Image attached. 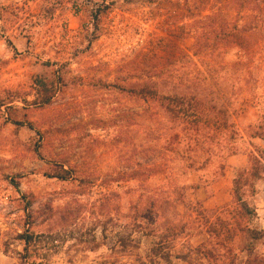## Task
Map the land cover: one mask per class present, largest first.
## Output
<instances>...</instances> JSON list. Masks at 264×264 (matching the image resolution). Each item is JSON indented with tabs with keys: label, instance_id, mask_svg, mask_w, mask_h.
I'll return each instance as SVG.
<instances>
[{
	"label": "rangeland",
	"instance_id": "obj_1",
	"mask_svg": "<svg viewBox=\"0 0 264 264\" xmlns=\"http://www.w3.org/2000/svg\"><path fill=\"white\" fill-rule=\"evenodd\" d=\"M158 1L0 0V264H150L149 249L168 226L170 264H189L179 258H202L194 249L208 241L206 219L236 207L242 170L226 171L228 161L255 154L249 142L264 153V85L255 82L264 75V42L245 68L232 49L219 63L231 78L221 83L237 128L260 138L185 169L181 141L167 144L154 111L130 93L142 81L178 79V48L192 55L193 41L170 35L173 13ZM191 59L187 71L215 87L210 58ZM63 171L70 179L56 178ZM259 182L244 197L257 216L244 221L263 230L264 209L252 203ZM164 198L170 205L157 202ZM244 243L238 236L228 246Z\"/></svg>",
	"mask_w": 264,
	"mask_h": 264
},
{
	"label": "trees",
	"instance_id": "obj_2",
	"mask_svg": "<svg viewBox=\"0 0 264 264\" xmlns=\"http://www.w3.org/2000/svg\"><path fill=\"white\" fill-rule=\"evenodd\" d=\"M158 6H162L164 13H173L169 17L173 18L176 28L169 29L170 35L178 39L190 38L193 41L192 55L178 48V79L161 84L152 79L142 81V86L132 88L130 93L143 99L149 109L154 111V119L162 128L167 144L175 139L181 141V159L186 162L185 169H202L210 159L222 153L235 155L238 140H252L261 136L257 133L245 134L237 128L235 113H232V105L225 93L227 87L221 83V80L228 81L231 78L220 75V72L224 73L226 70L219 63L226 51L232 49L237 54L235 65L245 68V64L258 54L257 51H262L259 43L264 42V0H159ZM94 13L102 12L96 9ZM192 57H201L204 60L210 58L206 73L211 74L214 81L218 79L215 87L208 83V75L194 78V73L192 75V72L187 71V67L192 64ZM243 82L247 83L246 80ZM255 82L264 85V75ZM38 84L41 93L46 95L50 92L47 84ZM159 86L166 88L168 93L160 94ZM234 90L232 87L230 91L234 93ZM45 100L43 104H48L51 97ZM13 124L17 127L27 125L30 130H34L26 122ZM174 130H178V134L172 135ZM262 130L264 132V128ZM249 145L255 149V154L248 152V168L242 170L233 181V205L236 207L230 212L224 211V218L217 215L212 221L206 219L208 241L194 249V254L200 255L201 259H192L191 253L179 259L189 264H203L205 260L210 264H220V259L229 256L226 264H264V253L257 250V245L261 244L264 251V229H251L244 221L257 216L255 209L246 202L245 193L253 195L254 183L261 180L264 174V153L252 143L249 142ZM56 178L68 180L70 173L63 171ZM184 189L185 186L181 185L178 190L182 193ZM179 197L182 198L183 194H179ZM157 202L170 205L166 198L158 199ZM27 205L29 206V202ZM204 213V210L198 212L199 215ZM170 230L173 227L168 226L164 235L150 247V264L171 263L172 245L167 236ZM238 236L245 243L233 251L228 245ZM31 239V236H20L25 244Z\"/></svg>",
	"mask_w": 264,
	"mask_h": 264
},
{
	"label": "crops",
	"instance_id": "obj_3",
	"mask_svg": "<svg viewBox=\"0 0 264 264\" xmlns=\"http://www.w3.org/2000/svg\"><path fill=\"white\" fill-rule=\"evenodd\" d=\"M247 162H248V158L246 159V162L243 161V159H241L239 164L234 162L233 159H230L227 163L226 171L244 170L245 168H247ZM225 176L227 177V174ZM256 189L258 190V193H256V195L252 198L253 199L252 203L256 206V208L264 209V193L262 192V190H264V174H263V178L258 183Z\"/></svg>",
	"mask_w": 264,
	"mask_h": 264
}]
</instances>
